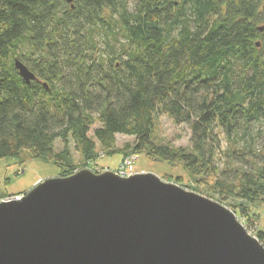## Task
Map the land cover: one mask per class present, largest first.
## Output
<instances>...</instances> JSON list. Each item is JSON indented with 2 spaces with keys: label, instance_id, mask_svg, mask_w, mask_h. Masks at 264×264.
Listing matches in <instances>:
<instances>
[{
  "label": "trees",
  "instance_id": "16d2710c",
  "mask_svg": "<svg viewBox=\"0 0 264 264\" xmlns=\"http://www.w3.org/2000/svg\"><path fill=\"white\" fill-rule=\"evenodd\" d=\"M162 113L189 126L190 152L152 142ZM253 124L260 142L236 164L231 142ZM219 133L232 165L217 162ZM70 141L88 163L98 146L121 161L131 149L210 172L241 210L264 202V0H0V157L29 150L68 175Z\"/></svg>",
  "mask_w": 264,
  "mask_h": 264
},
{
  "label": "water",
  "instance_id": "95a60500",
  "mask_svg": "<svg viewBox=\"0 0 264 264\" xmlns=\"http://www.w3.org/2000/svg\"><path fill=\"white\" fill-rule=\"evenodd\" d=\"M0 264H264V244L227 207L154 173L84 168L0 200Z\"/></svg>",
  "mask_w": 264,
  "mask_h": 264
},
{
  "label": "rangeland",
  "instance_id": "374dc122",
  "mask_svg": "<svg viewBox=\"0 0 264 264\" xmlns=\"http://www.w3.org/2000/svg\"><path fill=\"white\" fill-rule=\"evenodd\" d=\"M129 1L133 4V0ZM96 125L97 124H94L92 129ZM259 129L260 126L258 124H253L249 128V132H245V134L242 132L234 142H231L235 144L238 150L235 154L236 164L244 163V161L239 162L241 158L251 157L248 150L251 146H256V144L260 142ZM89 134L92 135L91 130ZM219 138L220 148L216 153L217 162L220 167H223L227 162L232 165L229 158L230 151L228 149L230 142L226 140L225 136L221 133H219ZM133 142V136L121 133L116 134V146L118 147H122L125 144L132 145ZM152 142L157 145H168L169 147L190 152L191 130L186 123H176L167 114H157L154 118ZM63 146V142L57 139L54 142V151L59 152ZM68 147L71 154V169L73 170V172L68 175L84 168H88L96 173L106 170L116 172L122 158L121 153L106 154L105 151L98 146L96 160L89 161L88 163L74 149L72 141H70ZM128 151L129 153L127 156H137L131 164V173L129 175L138 172L154 173L166 182L175 183L185 190L205 196L227 207L236 215V218L250 234L255 235L254 233L257 228L258 230H264V202L252 205L250 211L241 210L237 207V202L234 198L228 197L224 199L222 196L213 192V183L215 179L210 172L204 171L194 175L185 170L178 162L171 164L155 160L146 153H134L131 152V149ZM59 173L60 168L53 160L35 157L29 150L24 149L20 151L19 155L16 157H0V200L8 197L21 196L47 178L62 176L59 175ZM250 215L251 219L248 221Z\"/></svg>",
  "mask_w": 264,
  "mask_h": 264
},
{
  "label": "built area",
  "instance_id": "2783aa9c",
  "mask_svg": "<svg viewBox=\"0 0 264 264\" xmlns=\"http://www.w3.org/2000/svg\"><path fill=\"white\" fill-rule=\"evenodd\" d=\"M137 158L136 155L126 156L124 159L121 161L120 165L116 169V173H118L121 176H127L131 173V164L133 163L134 159Z\"/></svg>",
  "mask_w": 264,
  "mask_h": 264
}]
</instances>
